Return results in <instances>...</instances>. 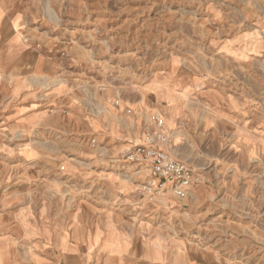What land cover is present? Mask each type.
I'll return each instance as SVG.
<instances>
[{
    "label": "rangeland",
    "instance_id": "obj_1",
    "mask_svg": "<svg viewBox=\"0 0 264 264\" xmlns=\"http://www.w3.org/2000/svg\"><path fill=\"white\" fill-rule=\"evenodd\" d=\"M17 41L44 69L0 97V264H264V0H0ZM155 113L184 198L145 184Z\"/></svg>",
    "mask_w": 264,
    "mask_h": 264
},
{
    "label": "built area",
    "instance_id": "obj_2",
    "mask_svg": "<svg viewBox=\"0 0 264 264\" xmlns=\"http://www.w3.org/2000/svg\"><path fill=\"white\" fill-rule=\"evenodd\" d=\"M155 133L146 132L144 136V152H146L150 179L145 182L149 190L169 191L176 198H184L190 191L193 181L192 170L171 157L159 148L168 141V135L163 132L164 122L158 114L152 116Z\"/></svg>",
    "mask_w": 264,
    "mask_h": 264
},
{
    "label": "crops",
    "instance_id": "obj_3",
    "mask_svg": "<svg viewBox=\"0 0 264 264\" xmlns=\"http://www.w3.org/2000/svg\"><path fill=\"white\" fill-rule=\"evenodd\" d=\"M16 48L17 53L11 62L8 61L9 58L0 61V97L2 101L4 99L10 100L17 109L14 111L20 112L19 108L26 107V103L29 104L31 101V92H33L35 87L34 73L42 72V68L36 69L39 66L36 65V59L33 52H29L28 48L24 46L23 42L17 41ZM42 59V58H41ZM41 61V60H40ZM45 62L44 59H42ZM11 66L15 74L11 78H4L3 69ZM24 114H19V116H24ZM18 117V116H17Z\"/></svg>",
    "mask_w": 264,
    "mask_h": 264
},
{
    "label": "bare ground",
    "instance_id": "obj_4",
    "mask_svg": "<svg viewBox=\"0 0 264 264\" xmlns=\"http://www.w3.org/2000/svg\"><path fill=\"white\" fill-rule=\"evenodd\" d=\"M147 188V187H146ZM160 192V191H159Z\"/></svg>",
    "mask_w": 264,
    "mask_h": 264
}]
</instances>
